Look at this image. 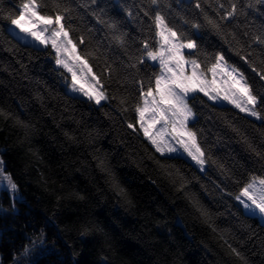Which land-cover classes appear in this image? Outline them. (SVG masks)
I'll list each match as a JSON object with an SVG mask.
<instances>
[{"label":"trees","instance_id":"1","mask_svg":"<svg viewBox=\"0 0 264 264\" xmlns=\"http://www.w3.org/2000/svg\"><path fill=\"white\" fill-rule=\"evenodd\" d=\"M20 4L0 0V167L17 185L0 191V264H264V222L237 199L264 179V100L256 120L189 95L203 170L158 153L135 112L159 74L144 47L157 13L196 45L185 55L201 72L223 55L264 98V0H38L63 13L107 97L97 105L67 91L49 45L8 30Z\"/></svg>","mask_w":264,"mask_h":264},{"label":"snow or ice","instance_id":"2","mask_svg":"<svg viewBox=\"0 0 264 264\" xmlns=\"http://www.w3.org/2000/svg\"><path fill=\"white\" fill-rule=\"evenodd\" d=\"M157 3V0H152ZM58 6V5H57ZM200 7L199 4L196 5ZM235 5H233V11ZM147 15V13H145ZM233 13L229 12L231 16ZM27 17V20L33 25H37L36 31H28L27 34L38 40L41 44L51 43L57 53V64L63 63V66L72 73L73 80L77 75L87 77V82L96 90L95 96L84 92L88 98L95 99L99 104L101 100L106 99L101 82L94 76L90 75L92 69L88 66L86 58L81 59L75 56L76 45L69 38L68 31L65 30L63 23L65 17L63 13L57 12L54 16L41 14L39 12L38 0H21L19 13L15 17L9 15L12 25L21 31H26L21 20ZM155 37H158L155 47L145 42L144 47L147 51V58L159 65V74L154 77V81L149 84L147 90L141 87V100L135 108L137 119L145 138L153 145L155 150L161 155L165 150L176 152L178 149L173 141L179 143L197 164L203 167L205 163L203 152L197 144L196 133L188 127V121L193 118L194 113L189 106V95L194 92H202L210 100L223 99L233 106L239 108L241 112L248 115L261 118L260 113L256 110V105L264 100L253 94L251 85H249L243 72L235 67H230L224 60L223 55L215 57V63L207 69L215 78L220 75V90L212 89L215 79L208 81L204 72L199 71L200 64L196 59H192L193 53L187 56L184 49H193L196 45L192 41L185 42V38L178 33L176 29L170 27L165 17L157 13L154 17ZM199 27V25H194ZM57 37H60L57 40ZM259 44H264V38L257 36L255 38ZM83 41L81 40V43ZM75 56L76 63L71 64L67 61L61 52ZM239 55V53H237ZM241 59L246 58L241 56ZM143 63V61H141ZM251 66V65H250ZM220 69L218 73L217 70ZM253 72L257 69L253 66ZM261 80H264V72L257 73ZM73 90L76 89L73 86ZM129 128H134L133 124H128ZM3 161H0L2 166ZM2 173V167H0ZM8 180L13 192L16 191L17 185L11 182L10 177H4ZM246 197V200L240 197ZM238 200L253 213H258L264 217V179L245 186ZM247 201H251L248 203ZM27 251V250H26ZM235 251V250H234Z\"/></svg>","mask_w":264,"mask_h":264},{"label":"rangeland","instance_id":"3","mask_svg":"<svg viewBox=\"0 0 264 264\" xmlns=\"http://www.w3.org/2000/svg\"><path fill=\"white\" fill-rule=\"evenodd\" d=\"M21 24L23 25L24 29H26V31H21L19 28H17L16 26L12 25L11 22L9 23L8 25V30L13 34L15 35L21 42L25 43V44H31V45H34V46H39V47H42V46H46L45 44H41L38 40H36L35 38H33L32 36L28 35L27 32L28 31H36L37 30V25H33L31 22H29L27 20V17H24L22 20H21ZM60 37H57V40H59ZM47 45H49L53 52H54V64L56 66H59V67H62L68 74H69V83H68V88H67V91L71 94H74V95H77V96H80V97H83V98H86L88 100H90L88 98V96L84 95V92H87L89 93V95H92V96H95L96 94V90L93 86H91L87 80L88 78L87 77H82L81 75H77L75 77V81L73 80V76H72V73H70L64 66H63V63L61 64H57L56 63V60H57V53L55 51V49L52 47L51 43H48ZM191 49H184V53L186 51H190ZM61 55L62 56H65L67 58V61L71 64H75L76 63V60H75V56H79L76 51H75V56H72V55H69L68 53L66 52H61ZM80 57V56H79ZM81 58V57H80ZM82 59V58H81ZM148 59V58H147ZM149 60V59H148ZM151 61V60H149ZM153 64H156L158 65V63L156 62H153L151 61ZM159 66V65H158ZM230 66V65H229ZM232 67V66H230ZM200 71V70H199ZM217 72L219 73L220 72V69L217 70ZM206 76H207V79L208 81H212L213 79H215V83L212 85V89L214 90H220V75L218 74L215 78L213 77V74L211 72H205ZM90 75H93L92 73ZM73 86H75L76 89H79V90H76L74 91L73 90ZM199 92V91H197ZM199 93H202V92H199ZM192 94V93H191ZM203 94V93H202ZM204 95V94H203ZM205 96V95H204ZM206 98H208L207 96H205ZM210 100V99H209ZM103 100H101L102 102ZM212 102H215V103H219V104H229V105H232L230 103H228L227 101L223 100V99H218V100H210ZM90 102L94 105H97V103L95 102V99H91ZM142 104V102H141ZM233 106V105H232ZM235 107V106H233ZM237 108V107H235ZM239 109V108H237ZM245 114H247L246 112H243ZM137 115V113H136ZM248 115V114H247ZM249 117L253 118V119H256V120H259L257 119L255 116H251V115H248ZM192 120V119H190ZM189 120V121H190ZM188 121V122H189ZM137 130L140 131V133L144 136L142 130L140 129V126H139V123H138V119H137ZM145 137V136H144ZM173 144L175 145V147L178 149V151L176 152H168L167 150H165L164 154H177V155H182V156H185L186 158H188L191 162L195 163L197 165V167L200 169V170H203L204 169V164H203V167H201V165L197 164L195 160L192 159V157H190L186 152H184L183 148L180 146L179 143H176L175 141H173ZM4 177H7L5 172L2 171V173H0V191L2 190H6L8 191L9 193H11V190L8 189V180L5 179ZM253 180L259 181V179H251V181L248 183H252ZM247 184V185H248ZM246 185V186H247ZM242 191V190H241ZM241 193V192H240ZM240 193L237 195L240 196ZM240 199L242 200H246V197H240ZM240 202V200H238ZM248 203H251V201H247ZM241 203V202H240ZM242 207L244 208V210L247 212V213H250V214H255L257 215L263 222H264V217H262L258 211L256 213H253L252 211H250L249 209H246L244 207V205L241 203Z\"/></svg>","mask_w":264,"mask_h":264}]
</instances>
